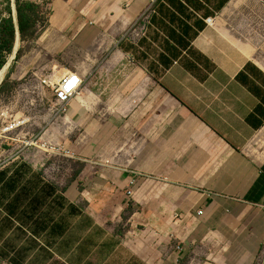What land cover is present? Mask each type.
Instances as JSON below:
<instances>
[{"label": "crops", "instance_id": "crops-1", "mask_svg": "<svg viewBox=\"0 0 264 264\" xmlns=\"http://www.w3.org/2000/svg\"><path fill=\"white\" fill-rule=\"evenodd\" d=\"M37 2L50 9L37 39L80 55L51 81L74 72L99 89L97 116L84 90L65 106L83 124V169L63 195L116 240L101 264L120 251V264H256L264 0Z\"/></svg>", "mask_w": 264, "mask_h": 264}, {"label": "rangeland", "instance_id": "rangeland-1", "mask_svg": "<svg viewBox=\"0 0 264 264\" xmlns=\"http://www.w3.org/2000/svg\"><path fill=\"white\" fill-rule=\"evenodd\" d=\"M21 1L37 6L32 19L35 36H39L48 25L49 7L37 0ZM10 18L18 26L16 0H0V52L4 44L2 28ZM37 38L22 40L19 36L18 50L0 84V171L13 164L26 163L46 183L58 188L57 197L64 198L66 187L83 169V163L74 158L72 151L82 141L83 124L81 119H68L66 108L58 105L53 90L42 86L41 81L57 67L73 63L80 55L72 54L73 51L67 54L66 47L58 54H50L52 41ZM14 41L11 53H4L5 63L13 53ZM21 66L23 73L16 76ZM83 90L92 97L97 116L99 89H86L83 84L80 92ZM55 200L57 204L50 213L63 218L60 225L63 230L58 235L61 238L49 239L48 246L35 249L29 234L16 231L15 226L1 225L0 264H101L106 259L116 240L92 226L82 212L83 204L71 206L67 200ZM126 258V252L120 251L116 264ZM256 264H264V248Z\"/></svg>", "mask_w": 264, "mask_h": 264}, {"label": "trees", "instance_id": "trees-1", "mask_svg": "<svg viewBox=\"0 0 264 264\" xmlns=\"http://www.w3.org/2000/svg\"><path fill=\"white\" fill-rule=\"evenodd\" d=\"M16 3L18 30L22 40L37 38L34 30L35 21L32 19L37 6L21 0H16ZM2 33L4 44L0 52V69L5 65V54L11 53L12 42L16 40V28L11 18L5 21ZM11 170L13 171L10 172ZM58 191L56 186L46 183L40 174L34 173L31 166L26 163L13 164L1 170L0 226H15L16 231L30 235L35 242V249L36 246L39 249L43 246L45 248L48 246V240H56L63 230L60 227L63 221L61 215L50 213L57 204L56 200L53 201L54 198L66 201L65 197H57ZM63 206L62 204L60 208ZM57 218L61 219L57 221ZM58 238H61V235Z\"/></svg>", "mask_w": 264, "mask_h": 264}, {"label": "built area", "instance_id": "built-area-1", "mask_svg": "<svg viewBox=\"0 0 264 264\" xmlns=\"http://www.w3.org/2000/svg\"><path fill=\"white\" fill-rule=\"evenodd\" d=\"M143 17L146 16L144 15ZM55 80L52 82L49 76L44 77L41 85L52 89L58 105L63 107L80 91L84 82L82 77L74 72L63 74L58 81ZM200 214H202L201 211Z\"/></svg>", "mask_w": 264, "mask_h": 264}, {"label": "bare ground", "instance_id": "bare-ground-1", "mask_svg": "<svg viewBox=\"0 0 264 264\" xmlns=\"http://www.w3.org/2000/svg\"><path fill=\"white\" fill-rule=\"evenodd\" d=\"M16 38H17V39H16L17 42H16V45H15V48H13V53L11 54V56H10L8 62L5 63V65L0 69V84L2 83L4 77H5L6 73H7V70H8V68H9V66H10L11 61H12V60L14 59V57H15V56H14V53L17 52V50H18V46H19L18 36H17Z\"/></svg>", "mask_w": 264, "mask_h": 264}, {"label": "water", "instance_id": "water-1", "mask_svg": "<svg viewBox=\"0 0 264 264\" xmlns=\"http://www.w3.org/2000/svg\"><path fill=\"white\" fill-rule=\"evenodd\" d=\"M15 35L18 36V38H19V31H16ZM15 54H16V52L14 53V56H15Z\"/></svg>", "mask_w": 264, "mask_h": 264}]
</instances>
